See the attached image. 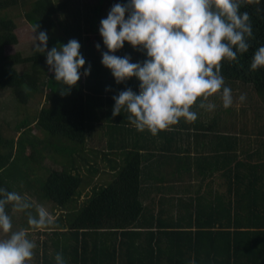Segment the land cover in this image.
Masks as SVG:
<instances>
[{
	"label": "trees",
	"instance_id": "obj_1",
	"mask_svg": "<svg viewBox=\"0 0 264 264\" xmlns=\"http://www.w3.org/2000/svg\"><path fill=\"white\" fill-rule=\"evenodd\" d=\"M70 2L0 0V90L12 89L18 105H29L35 96L44 99L36 116L12 128V137L0 131V186L61 211L49 228L29 229L47 236L37 245L35 264H55L58 252L67 264H190L193 257L196 264H264V163L236 153L213 156L175 146L182 130L215 129V123L209 127L201 121V114L195 123L182 120L162 131L168 153L145 159L140 142L147 131H137L128 113L113 117V96L127 87L139 91V82L116 84L96 48L100 43L107 51L101 35L90 36L89 29L99 33V20L69 22L64 11ZM17 6L32 26L47 31L49 50L73 38L82 44L91 75L69 93L55 81L44 54L7 52L19 38L15 19L5 12ZM241 11L249 13L255 38L238 65L224 62L222 74L226 86L252 85L264 93V69L250 71L254 52L264 45V2ZM116 54H131L133 62L146 59L127 42ZM23 65L29 70L21 72L18 66ZM217 136L223 145L227 136ZM46 158L60 168L44 165ZM222 171L225 192L208 183ZM185 175L202 183L185 192L177 184Z\"/></svg>",
	"mask_w": 264,
	"mask_h": 264
},
{
	"label": "clouds",
	"instance_id": "obj_2",
	"mask_svg": "<svg viewBox=\"0 0 264 264\" xmlns=\"http://www.w3.org/2000/svg\"><path fill=\"white\" fill-rule=\"evenodd\" d=\"M264 0H127L116 3L101 19L103 40L96 48L101 63L108 68L116 84L135 78L139 91L127 87L113 96V117L128 113L127 119L139 132L158 136L181 123H195L199 112H214L210 98L219 94L224 109L236 103L231 87L222 74L224 62L239 64L254 39L251 17L241 11ZM38 33V34H36ZM33 50L46 56L49 71L65 94L77 87L82 77L91 75V65L82 54L78 39H70L49 50L47 31L33 28ZM126 42L146 56L133 62L131 54L116 53ZM264 69V45L253 54L250 71ZM106 91H111L109 86ZM247 101V94L238 102ZM25 213L32 230L43 231L54 224L47 207L27 194L0 186V264H30L37 242L28 229H14L13 214ZM55 264H67L63 252L55 255ZM196 264V260L190 261Z\"/></svg>",
	"mask_w": 264,
	"mask_h": 264
},
{
	"label": "rangeland",
	"instance_id": "obj_3",
	"mask_svg": "<svg viewBox=\"0 0 264 264\" xmlns=\"http://www.w3.org/2000/svg\"><path fill=\"white\" fill-rule=\"evenodd\" d=\"M115 1L116 0H72V2H70V6L65 9L64 12L68 17L69 22L74 21L75 19L84 20L85 18H87L91 20L92 23L96 20H99L98 24H100L101 19L106 18ZM88 5H90L91 7L87 8ZM77 9H79V11ZM80 10L81 13H79ZM5 13L15 19L17 23V29L15 30V32L19 38L18 44L7 46V52H22L25 56L33 55L34 53H36L33 50L34 26H32L26 20L24 16V10L21 7L17 6L8 9V11H6ZM84 25L88 28L90 27V23L87 21H84ZM89 31H91L90 36L92 37H96L98 36V34H100L95 33L92 29H89ZM18 68L21 72H24L26 70H29L30 65L18 66ZM234 86L236 87V92H233V95H235L234 97H236V101L238 100L239 95L247 94V101L245 102L247 112L251 113L252 117L256 116V122H252V128H258L257 130H259L261 127L264 126V93L257 92L252 85L250 86L241 83H234ZM16 100L17 98L12 89L0 90V131L7 137H12L14 135L12 128L16 124L25 122L26 120H28V118L36 116V113H38V110L39 108H41L44 101V99H40L39 97L35 96L31 99L29 105L19 104V106ZM236 105L237 108H239V106H242L243 104L237 102ZM36 132L41 134L39 130H36ZM44 165L60 168V166L54 163L51 158H46L44 160ZM214 188H219L217 183L214 184ZM220 189H222L224 192L226 191L225 187H220ZM33 200L47 207L50 213L53 215L54 220L61 214L60 210H55L52 203L43 202L37 197H34ZM12 219L14 229H30V226L27 223V215L25 213L13 214ZM22 224L24 225L22 226ZM29 236L31 239H34L37 242V245L38 243H42V240L47 237L35 231L29 232ZM35 261L36 255L34 259L30 262V264H35Z\"/></svg>",
	"mask_w": 264,
	"mask_h": 264
},
{
	"label": "crops",
	"instance_id": "obj_4",
	"mask_svg": "<svg viewBox=\"0 0 264 264\" xmlns=\"http://www.w3.org/2000/svg\"><path fill=\"white\" fill-rule=\"evenodd\" d=\"M230 87L232 88L233 92H236V89L233 85ZM210 101L215 103L217 106L214 112H206L202 109L198 110L197 112L202 115L200 116L201 121L204 122L206 126L211 127V125L213 126L215 123V129L209 128V130L206 131L194 129L192 127L191 131L182 130L183 136H180L178 139L179 146L177 144H175V146H181V148H183L185 152H187L189 148L194 152H197L196 149H199L204 154H211L213 156H217V153L220 152H230L233 155L236 153L245 161L256 164L264 163V129L260 128L259 130H257L258 128H252L253 118L251 116V113L245 111V109L247 108L245 106L246 103H243L242 106H239V108H237V100V102L234 103L231 108L224 109L219 94L210 98ZM216 123H219L220 129H218L219 127ZM235 125L241 128L236 129ZM190 132L192 134L189 136L188 134ZM218 133H222L224 136H227L223 138V145L220 144V140L217 136ZM143 137V139L145 140L142 141V143L140 142V144L142 147H145V149H143V152L144 156L146 157L145 159L148 158V161L151 158V154L156 155V157L154 156L153 158L155 160L158 159L157 157L159 155L164 156L168 153L162 148L166 143V139L163 136H153L151 135V133L146 132ZM144 144H146V146ZM222 173L223 171L216 173V177L214 179L212 177H209L208 183L212 181L213 186L215 183L218 184L219 188L215 189L225 187L224 185H221L224 182L221 176ZM201 183L202 182L200 181V179L195 177L190 178L185 175L184 179H179L177 184L181 190L184 189L186 192L187 189L189 190L192 188V184L199 185ZM208 183H203V191H206V189L209 188Z\"/></svg>",
	"mask_w": 264,
	"mask_h": 264
}]
</instances>
